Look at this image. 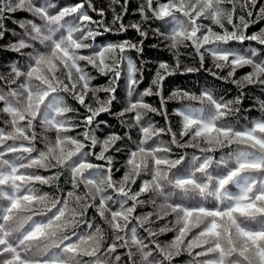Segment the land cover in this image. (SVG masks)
Returning a JSON list of instances; mask_svg holds the SVG:
<instances>
[{
	"label": "snow or ice",
	"instance_id": "6c2138e0",
	"mask_svg": "<svg viewBox=\"0 0 264 264\" xmlns=\"http://www.w3.org/2000/svg\"><path fill=\"white\" fill-rule=\"evenodd\" d=\"M109 6L116 29L94 0H0V40L10 14H30L0 45L20 57L0 72V264H182L185 253L186 264H264V99L257 98L258 118L240 122L244 89L264 92V28L248 32L264 21V3L143 0L141 22L127 24L128 0ZM154 22L151 32L168 42L175 64L159 61L151 85L137 91L144 66L128 53L144 52ZM129 28L138 43L97 40ZM246 42L256 47L245 51ZM181 48L198 58L181 74L204 69L238 94L177 87L166 95L164 81L181 70ZM208 58L223 75L206 68ZM244 67L251 71L236 78ZM97 75L106 83L94 85ZM153 96L159 106L145 100ZM170 101L180 106L170 111ZM105 113L126 131L100 136L111 128L100 119ZM168 232L172 240L161 242Z\"/></svg>",
	"mask_w": 264,
	"mask_h": 264
},
{
	"label": "trees",
	"instance_id": "16d2710c",
	"mask_svg": "<svg viewBox=\"0 0 264 264\" xmlns=\"http://www.w3.org/2000/svg\"><path fill=\"white\" fill-rule=\"evenodd\" d=\"M64 3H74L78 2V0H62ZM143 2V0H128V11L126 14H124V20L123 22L125 24L127 23H136V22H141L140 20V15L137 11L138 6ZM261 3H264V0H260ZM95 7L97 9H104L105 11V16L103 17L104 23L111 25L112 17H113V12L110 5V0H94ZM121 4H123V0H121ZM117 11H120V6H116ZM89 15L92 17L93 20H100L101 17L97 14V12H93L89 10ZM26 18H30V14L24 11H17L16 13L10 14L9 18L5 19L3 23L5 24V27L8 29V32L5 34V38L3 40H0V45H5L9 41L15 39L13 37L12 33L16 32L19 33L22 30L18 26L19 21H23ZM70 19V18H69ZM160 22H154L151 25L147 26V30L149 31V36L148 39L145 40L144 42V52L142 54L136 53L135 51H132L128 53L129 55L132 56V58L137 62L138 66L140 64H143L144 66V79L142 83L139 85V88L137 91H142L143 89L149 87L151 85V80L155 75L156 67L158 66L159 61H167L171 64H175V59L173 57V50L169 49L167 47V41H164L162 38L156 37L152 34L151 29L153 27H156L157 24ZM207 23V22H206ZM94 26V25H93ZM113 29H116L119 27V24L116 25H111ZM215 27V26H213ZM230 27V26H229ZM260 28H264V21H260L256 24H254L251 28L248 29V32H254L258 31ZM124 39H130L133 42H139L141 37L135 32L134 29L129 28L127 32L124 33H118L116 31L113 32H108L104 33L103 36L98 37L97 40L100 43H108V42H119ZM230 46L235 47V48H240L241 46L237 42H231ZM256 47L254 42H246L244 46V50L247 51L248 47ZM182 55H181V60H182V65H181V70L177 72V74L168 77L164 83H163V89L164 93L170 94L174 89L177 87H183L187 88L190 90H198V89H203V88H209L211 89L214 93L217 95L224 94L225 98L231 99L235 97L238 94V89L235 84L227 83L224 80H217L215 77H213L208 71L201 69L198 72L195 73H185L181 74L183 71L184 65L188 66H197V60L198 58L193 57L192 49L191 48H181L179 50ZM20 57L19 54L8 51L2 47H0V72L5 71L8 65L11 63L19 62ZM147 62V63H144ZM206 68L212 69L214 72H218V74L223 75V73L219 72V70L215 69L212 65V61L210 58L207 60ZM227 69L224 70L226 72ZM251 68L250 67H244L241 69H238L236 72V78L244 76L246 73L250 72ZM107 81L106 77H102L97 75V79L93 81L94 85H103ZM153 89L155 90V86H153ZM245 94L246 98L243 102L242 108L246 109L247 111H244L241 115L240 122L243 123V117H248V118H258L261 113L258 108V103H257V98L264 99V92L261 91L260 87L257 86H247L245 89ZM105 93H99V96L103 99ZM119 96L121 101H124V92L121 90L119 92ZM145 100L149 103H152L154 106H159V98L158 97H145ZM70 103H74L69 100ZM180 106V102L178 101H170L169 102V110L171 111L174 108H177ZM123 107V104H116L114 107L113 111H119ZM152 119L158 122V126H163L164 121L163 118L160 116H155L154 114H149ZM100 119L107 120L111 124V128H105L103 132H100V136L106 135L108 132L115 131L117 133H122L126 131L121 124L120 121L117 117L115 116H110L107 113L102 114ZM235 119V118H234ZM172 123L174 127H178V121L179 118L172 116L171 117ZM38 131H42V129H38ZM132 134H136V130H132ZM49 136H53L54 133H48ZM164 139H167V137H164ZM38 147H43V144H38ZM188 151H194V150H188ZM218 155V154H217ZM117 160L118 164L117 167L120 166V164L123 163V159L121 155H117ZM96 162V161H94ZM101 163V162H97ZM41 172V174H49L45 173L43 170H38ZM123 173V168H121L120 172H116L114 179H118L121 177ZM63 180V178H62ZM41 192H48L52 195H56L57 192L54 188L49 187L47 185H37L36 186ZM65 189L70 190L71 185L70 184H65L64 185ZM151 205L145 207L142 210L138 211H150ZM167 219H172V217H168ZM99 222V221H98ZM163 223V222H162ZM175 233L173 232H168L165 234H162L161 236L158 237V239L161 242H170L173 238ZM87 259V258H85ZM182 264H186L188 261L189 257L185 253L181 257L178 258Z\"/></svg>",
	"mask_w": 264,
	"mask_h": 264
}]
</instances>
